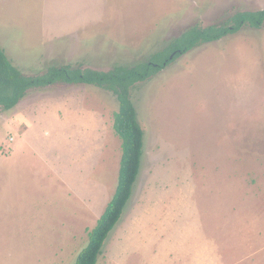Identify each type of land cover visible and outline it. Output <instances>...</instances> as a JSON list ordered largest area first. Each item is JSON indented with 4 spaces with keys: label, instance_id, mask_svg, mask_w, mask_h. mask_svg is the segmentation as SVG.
Listing matches in <instances>:
<instances>
[{
    "label": "rangeland",
    "instance_id": "rangeland-1",
    "mask_svg": "<svg viewBox=\"0 0 264 264\" xmlns=\"http://www.w3.org/2000/svg\"><path fill=\"white\" fill-rule=\"evenodd\" d=\"M235 8L264 0H0V45L27 75L106 71ZM132 100L141 169L98 264H202L210 246L207 264H239L264 226V25L181 55ZM117 109L111 91L67 83L0 105V264L75 262L117 187Z\"/></svg>",
    "mask_w": 264,
    "mask_h": 264
},
{
    "label": "trees",
    "instance_id": "trees-1",
    "mask_svg": "<svg viewBox=\"0 0 264 264\" xmlns=\"http://www.w3.org/2000/svg\"><path fill=\"white\" fill-rule=\"evenodd\" d=\"M264 9L225 12L209 24L196 23L148 58L131 65L116 64L109 70H97L84 64L51 65L37 75H27L8 57L0 45V105L11 110L32 88H45L59 83L94 85L111 91L118 100L114 112V130L122 140L116 190L96 226L89 232V240L73 264H98L105 242L122 218L138 179L144 154V129L132 100V90L201 44L219 41L240 32L244 27L261 28Z\"/></svg>",
    "mask_w": 264,
    "mask_h": 264
},
{
    "label": "crops",
    "instance_id": "crops-1",
    "mask_svg": "<svg viewBox=\"0 0 264 264\" xmlns=\"http://www.w3.org/2000/svg\"><path fill=\"white\" fill-rule=\"evenodd\" d=\"M258 230H259L258 237L261 243L256 248L250 247L247 250H245L242 253V257L240 261L238 262L239 264H264V226L259 227ZM210 247L203 248L202 255L204 256V258H207L208 260L211 261V254L212 253L215 254L216 249L213 248L211 250L212 247L211 248ZM254 249H256L257 252H254ZM204 258H203L204 262L202 264H207Z\"/></svg>",
    "mask_w": 264,
    "mask_h": 264
}]
</instances>
